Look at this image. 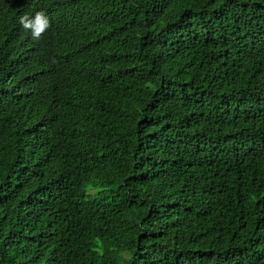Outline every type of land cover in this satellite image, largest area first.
<instances>
[{"label": "trees", "instance_id": "1", "mask_svg": "<svg viewBox=\"0 0 264 264\" xmlns=\"http://www.w3.org/2000/svg\"><path fill=\"white\" fill-rule=\"evenodd\" d=\"M0 264H264V0H0Z\"/></svg>", "mask_w": 264, "mask_h": 264}, {"label": "clouds", "instance_id": "2", "mask_svg": "<svg viewBox=\"0 0 264 264\" xmlns=\"http://www.w3.org/2000/svg\"><path fill=\"white\" fill-rule=\"evenodd\" d=\"M19 24L25 32H29L33 40L42 39L43 34L51 27L49 17L43 11H37L34 16L25 13L20 16Z\"/></svg>", "mask_w": 264, "mask_h": 264}]
</instances>
